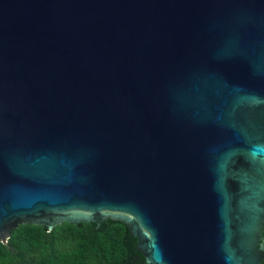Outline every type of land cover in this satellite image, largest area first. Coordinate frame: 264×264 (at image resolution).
I'll return each instance as SVG.
<instances>
[{
    "label": "water",
    "instance_id": "obj_1",
    "mask_svg": "<svg viewBox=\"0 0 264 264\" xmlns=\"http://www.w3.org/2000/svg\"><path fill=\"white\" fill-rule=\"evenodd\" d=\"M19 225L264 264V0H0V243Z\"/></svg>",
    "mask_w": 264,
    "mask_h": 264
},
{
    "label": "trees",
    "instance_id": "obj_2",
    "mask_svg": "<svg viewBox=\"0 0 264 264\" xmlns=\"http://www.w3.org/2000/svg\"><path fill=\"white\" fill-rule=\"evenodd\" d=\"M0 264H128L120 226L19 225L0 243Z\"/></svg>",
    "mask_w": 264,
    "mask_h": 264
}]
</instances>
